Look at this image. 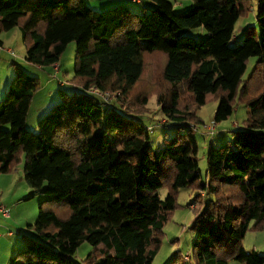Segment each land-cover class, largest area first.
Masks as SVG:
<instances>
[{"label": "trees", "instance_id": "obj_1", "mask_svg": "<svg viewBox=\"0 0 264 264\" xmlns=\"http://www.w3.org/2000/svg\"><path fill=\"white\" fill-rule=\"evenodd\" d=\"M151 1L154 8L140 14L125 2L94 10L85 0H0V32L21 28L29 63L52 66L76 43L73 82L81 86L61 90L38 132H31L27 120L38 78L13 63L0 101V173L24 158L23 177L44 198L30 225L37 237L25 236L9 264H83L75 260L83 241L95 248L86 264H153L178 190L190 186L199 191L190 226L196 233L192 264H264V253L242 244L249 229L264 224V0L257 2L259 32L244 27L238 45L235 27L248 0H193L184 12H175L172 0ZM197 27L208 36H187ZM149 53L164 56L168 89H150L166 119L178 125L159 149L150 143L151 126L138 119L148 90L134 110L128 106ZM250 57L256 64L244 79ZM93 88L120 94L107 103ZM185 93L194 108L183 102ZM209 94L219 98L216 123L234 113L238 99L247 118L233 131V144L209 145L203 180L191 123L197 125L195 107ZM168 264L188 263L173 256Z\"/></svg>", "mask_w": 264, "mask_h": 264}, {"label": "rangeland", "instance_id": "obj_2", "mask_svg": "<svg viewBox=\"0 0 264 264\" xmlns=\"http://www.w3.org/2000/svg\"><path fill=\"white\" fill-rule=\"evenodd\" d=\"M86 3L94 10H106L116 4V0H85ZM145 2H136L135 0H126L133 12L146 14L154 7L146 6V3L151 0H142ZM175 12H184L192 8L193 0H172ZM258 0H248V9L240 16L236 23L235 35L243 37V32L239 34L241 26L255 25L256 31L260 28L257 22V3ZM153 3V2H152ZM118 5V4H117ZM111 6V7H110ZM115 6V5H114ZM155 6V3H154ZM132 9V10H133ZM187 36L200 40L208 36V32L204 27L191 29ZM0 37L5 41V47H10L14 50L15 56L19 59H14L6 53H2L0 58V83L3 81L5 88H8L9 82L13 78L15 71L11 77H8L9 71L15 68L18 64L28 73L38 78L39 87L32 99V104L29 109L28 123L29 130H32L34 122L38 124L41 117L45 116L53 106L61 99V90L68 93L74 92L73 81L75 80V57L76 43L73 41L68 44L64 53L61 56V68L56 71L50 66L38 67L34 64L25 62L26 44L23 41L22 30L20 27L13 28L10 31H2ZM234 45L241 44L240 40L235 41ZM164 63V56L161 53L146 54V69L141 81L137 84L134 91L129 96L128 106L134 110L136 105L141 104V100L148 90V102L145 105L144 111L138 115V119L145 126L153 127V132L150 134V143L154 149L162 148L165 145L166 138L173 136L178 131L176 122L168 121L164 116L158 104V95L155 90L150 89L151 86L156 87L158 91L168 89L162 75L161 69ZM256 64V57H250L247 69L244 74V79H248ZM7 76V77H6ZM7 78V79H6ZM10 78V79H9ZM65 83L61 85L60 83ZM72 84V85H70ZM75 84V83H74ZM73 86V87H72ZM6 90V89H4ZM113 93L114 101L119 95L116 90H107ZM6 91L0 95V101L5 97ZM183 102L188 104L189 109L194 108L191 104V98L186 93L183 97ZM219 98L216 94H209L204 105L195 107V112L198 117L197 125L195 126L194 134L198 144L197 158L201 169L202 179L207 176V150L211 142L216 146H221L229 141L234 143L233 128L234 122H238L240 126H244L247 118V109L244 102L238 99L234 113L226 120L217 123L214 133H208L207 126L214 122L215 112L218 107ZM49 105L48 108H46ZM140 106H138L139 108ZM167 120L166 122H163ZM239 126V127H240ZM228 128V129H227ZM224 130V131H221ZM230 130V131H227ZM38 132V128L35 130ZM221 131V132H220ZM33 132V131H31ZM25 159L17 163L13 170L9 173H0V206H5L9 210V215L2 217L0 215V260L3 264H9L10 260L16 256L23 247L20 243L26 245L25 236L37 237L36 230L33 226L39 215V203L44 198L41 190L34 189L27 185L23 177V167ZM7 175V176H4ZM9 177V180H7ZM14 179V180H13ZM23 179V185L21 184ZM169 191V186L165 185L160 190L161 198H165ZM199 191L196 187L180 188L177 193V206L169 214L167 221L164 224L161 234V243L154 257L153 264H168L170 259L175 256L181 263L192 264L191 260H186L185 255L192 256L193 243L196 238V233L190 228L196 215V208L199 204L194 201L195 196ZM192 203H196L195 207ZM12 234H11V232ZM243 246L247 251L256 250L264 253V224L260 228H251L246 233L243 239ZM16 248V251H15ZM95 252L94 246L89 242L83 241L78 247L75 260L86 264L88 258ZM229 264H244L235 259H229Z\"/></svg>", "mask_w": 264, "mask_h": 264}, {"label": "crops", "instance_id": "obj_3", "mask_svg": "<svg viewBox=\"0 0 264 264\" xmlns=\"http://www.w3.org/2000/svg\"><path fill=\"white\" fill-rule=\"evenodd\" d=\"M116 1H118V2H125V3H127L128 4V2H126V0H116ZM129 5V4H128ZM148 5V3H146V6ZM130 6V5H129ZM149 6V5H148ZM131 7V6H130ZM133 9V8H132ZM133 11H134V9H133ZM244 25L243 26H241L240 27V29H239V34H241L242 32H243V29H244ZM10 31V30H9ZM0 35H1V32H0ZM237 39L238 40H241V38L240 37H237ZM0 40H1V44H0V58H2V53L4 54V53H6L8 56H12L14 59H19L17 56H15L16 54H15V52H12V48H10V47H5V41L0 37ZM14 51V50H13ZM24 59H25V62L27 63V64H31V63H29L27 60H26V53H25V57H24ZM12 63H16L15 61H13ZM38 66V65H37ZM38 67H41V66H38ZM47 68H52V69H54V70H56V71H59L60 70V68H61V60L59 61V62H57L56 64H54V65H52V66H50V67H47ZM13 72H14V69H12V71H9V75H8V77H11L12 75H13ZM7 77V76H6ZM7 79V78H6ZM10 79V78H9ZM3 83V81L0 83V95L2 94V93H4V91H6L7 90V88H5V84L3 85L2 84ZM61 85H64L65 86V83H63V82H61L60 83ZM70 85H72V84H70ZM74 86V87H73ZM73 88H74V90H79L80 88H81V86H79V85H77V84H74L73 83ZM8 87V86H7ZM4 89H6V90H4ZM34 99V98H33ZM33 101V100H32ZM49 107V105L46 107V108H48ZM165 121H167V120H165ZM238 122H234V127H232L233 128V131L235 130V129H238V128H244V126H240V124H237ZM219 124H221V122L219 123ZM27 126H29V123H28V120H27ZM240 126V127H239ZM36 128H37V123L36 122H34V124L32 125V131H35L36 130ZM207 128V127H206ZM228 129V128H227ZM225 130V129H224ZM224 130H222L221 129V131H224ZM220 131V132H221ZM227 131H230V130H227ZM211 143H213V144H215L214 142H211ZM1 176L2 175H0V178H1ZM4 176H7V175H4ZM7 180H9V177H7ZM14 180V179H13ZM21 184L23 185L24 183V181H23V179H21ZM28 185V184H27ZM29 186V185H28ZM1 215V214H0ZM2 217H4L3 215H1ZM11 232V231H10ZM11 234H12V232H11ZM20 247H23L24 248V244L23 243H20ZM15 251H16V248H15ZM4 262L3 261H1L0 260V264H3Z\"/></svg>", "mask_w": 264, "mask_h": 264}, {"label": "built area", "instance_id": "obj_4", "mask_svg": "<svg viewBox=\"0 0 264 264\" xmlns=\"http://www.w3.org/2000/svg\"><path fill=\"white\" fill-rule=\"evenodd\" d=\"M137 1H139V0H137ZM12 52H14V51L12 50ZM91 92L94 93L95 95H97L98 97L102 98L107 103L112 102V100L114 98L113 93H111L110 91H100L96 88H93L91 90ZM119 94L120 93H117V95H119ZM216 125H217V123L214 120V122L210 126H207L208 133H214L213 130H215ZM192 128L196 130L195 126H193V125H192ZM148 130L153 131L152 127H149ZM195 205H196V203L192 204L193 207H195ZM0 214H2L3 216H8L9 215L8 208L5 206H0ZM190 256H191L190 254L185 255V259L189 260Z\"/></svg>", "mask_w": 264, "mask_h": 264}]
</instances>
